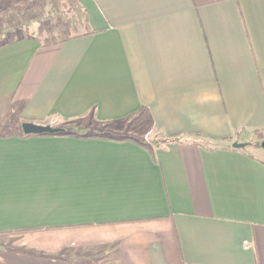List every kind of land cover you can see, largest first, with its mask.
Returning a JSON list of instances; mask_svg holds the SVG:
<instances>
[{
    "label": "crops",
    "instance_id": "obj_1",
    "mask_svg": "<svg viewBox=\"0 0 264 264\" xmlns=\"http://www.w3.org/2000/svg\"><path fill=\"white\" fill-rule=\"evenodd\" d=\"M78 2L0 34V126L184 141L0 136V264H264V148L215 144L264 134V0Z\"/></svg>",
    "mask_w": 264,
    "mask_h": 264
},
{
    "label": "rangeland",
    "instance_id": "obj_2",
    "mask_svg": "<svg viewBox=\"0 0 264 264\" xmlns=\"http://www.w3.org/2000/svg\"><path fill=\"white\" fill-rule=\"evenodd\" d=\"M78 0H6L3 8L0 9V34L8 29H19L22 32L32 29L39 25L38 33L42 32L52 34L55 37L64 34L73 35L87 28L83 12L78 9ZM51 38H41L43 42H48ZM60 43V42H57ZM56 44V43H52ZM63 124V123H62ZM61 125V122L58 126ZM79 125V124H76ZM89 127L98 129L107 134H128L127 132L116 133L110 127L93 124ZM133 135V134H132ZM164 134L154 132L151 136H143L142 138H163ZM235 139V140H234ZM233 140L219 141V146L232 145L234 143L243 144V148L248 152L256 153L255 144H261L264 141V134L246 136L244 138H234ZM153 147V146H150Z\"/></svg>",
    "mask_w": 264,
    "mask_h": 264
},
{
    "label": "trees",
    "instance_id": "obj_3",
    "mask_svg": "<svg viewBox=\"0 0 264 264\" xmlns=\"http://www.w3.org/2000/svg\"><path fill=\"white\" fill-rule=\"evenodd\" d=\"M71 35L64 34L63 36L51 37L47 43H57L64 42L70 39ZM17 112L11 114L10 119L3 125L0 126V136L4 135H18V136H28L23 133L22 123L17 122ZM62 131L57 134H43V135H61V136H77V137H100L106 139H113L115 141H133L142 147L148 148L150 146L162 147L165 145L178 144L183 142L180 137L177 136H164L163 138H142L132 134H107L106 132H101L98 129H92L89 127H81L76 124H67L60 127ZM259 131H264V128ZM256 147H261V144H255Z\"/></svg>",
    "mask_w": 264,
    "mask_h": 264
},
{
    "label": "water",
    "instance_id": "obj_4",
    "mask_svg": "<svg viewBox=\"0 0 264 264\" xmlns=\"http://www.w3.org/2000/svg\"><path fill=\"white\" fill-rule=\"evenodd\" d=\"M23 133L26 135H43V134H57L62 129L52 125L39 124L35 122H24L22 124ZM243 144L234 143V148H243ZM261 147L264 148V141L261 143Z\"/></svg>",
    "mask_w": 264,
    "mask_h": 264
}]
</instances>
